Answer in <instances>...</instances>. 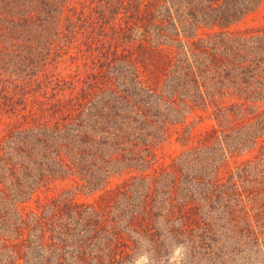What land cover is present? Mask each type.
Returning <instances> with one entry per match:
<instances>
[{"label":"trees","instance_id":"16d2710c","mask_svg":"<svg viewBox=\"0 0 264 264\" xmlns=\"http://www.w3.org/2000/svg\"><path fill=\"white\" fill-rule=\"evenodd\" d=\"M262 1L97 0L87 14L78 0H0V107L23 118L0 137V264L161 262L181 244L215 257L247 200L263 222L264 27L238 28ZM57 40L77 44L86 75L27 99L21 79L48 73ZM192 116L210 128L156 167L174 127L196 137ZM259 140L224 181L230 154ZM66 180L103 191L78 201L54 191Z\"/></svg>","mask_w":264,"mask_h":264},{"label":"rangeland","instance_id":"374dc122","mask_svg":"<svg viewBox=\"0 0 264 264\" xmlns=\"http://www.w3.org/2000/svg\"><path fill=\"white\" fill-rule=\"evenodd\" d=\"M96 4L97 0H78V3L75 5L78 11L82 10L85 6V12L88 14L90 11V7H94L96 6ZM75 18L76 16L74 17V19ZM260 27H264V0L257 10L250 13L246 17V19L238 25V28L243 31L257 29ZM56 43H58V45L54 48V52L51 54L50 60L47 64L48 73L41 76V78H39L38 80L21 79V81L24 82L22 84L23 88L29 90L27 93L29 94V96H27V99L31 100L35 96L40 100L48 102L52 100L51 95H53L54 93H56L57 96H60V86L57 84V77L60 76L59 78H61L64 76L67 77V80H71V78H74L76 74L86 75V68H84L83 66L81 53H78V50H80V48L77 46V44L73 42L69 44V42L66 40H57ZM13 80L14 78L10 79V81L12 82ZM13 86L14 85L12 84L10 86V89L13 90ZM67 92L69 93L68 89ZM27 94L19 93L18 97L21 101H24V97ZM45 96L48 97L46 98ZM1 101L2 100H0V102ZM30 103L31 102L29 101L28 108H30L31 106ZM24 104H20L18 108H21ZM5 112L6 111L0 107V137L10 127L17 126L23 121V118H21L19 115L11 113L10 111L6 113ZM191 119L194 120V124H196V137L193 138L192 141L188 142L187 136L183 137L182 126L178 125L176 128L174 127L168 139L162 142L156 150V167L170 163L172 161V158L179 154L189 144H197L199 138H201V136H199V133L204 132L206 129H209L210 123L212 122L210 119L205 118H203L201 122L196 116H192ZM261 139L264 140V133L261 136ZM263 140H259L258 144L256 146L254 145L251 149L248 148L246 150L230 154V156L227 158L226 162H224L222 168L220 169V177L224 181L227 180L230 174L234 172L237 167L241 165V163L245 162L247 159L253 158L259 152V149L263 144ZM119 179V176H115L112 179L110 185H115L117 182H119ZM63 187H68L69 189H71L72 197L78 201L94 202L96 199H98L99 195L103 191L94 190L89 192L85 188L74 183L72 180H66L58 183L54 191L56 192L58 190H61ZM246 194L247 193H245L244 196H246ZM44 195L45 193H43L42 191L39 196L43 198ZM37 199L38 196H36L30 204L32 206H35V201ZM246 203V208L249 211L248 218H245V220L243 219L239 223H236L238 225L236 226V231L234 230V233L232 234L233 237L229 236L228 238H226L225 235H221L218 238L219 243L217 244L220 246L221 251H217L218 249L214 250L216 251L214 253L215 257H211L209 253H205L203 255L202 253L204 252V250H200L199 254L197 253L196 255H192L190 249L187 248V246H185L184 244H181L184 245L185 248L181 264H264L263 236L260 235V240L258 241H255L256 239L254 238L244 237V234H246L247 230L249 229L259 233L260 229L264 230V220L262 222L258 217L259 211L257 210L255 204L253 208L252 202L247 200ZM218 224L219 222H217V225ZM172 253L168 256L167 259L161 260V262H154L148 256L140 255L137 259V264H174V262L170 259Z\"/></svg>","mask_w":264,"mask_h":264},{"label":"clouds","instance_id":"9594fccd","mask_svg":"<svg viewBox=\"0 0 264 264\" xmlns=\"http://www.w3.org/2000/svg\"><path fill=\"white\" fill-rule=\"evenodd\" d=\"M184 251V245L177 246L170 257L171 261H173L174 264H181Z\"/></svg>","mask_w":264,"mask_h":264}]
</instances>
